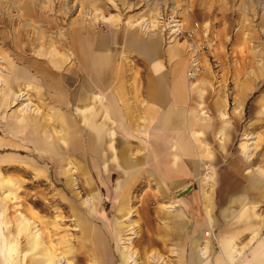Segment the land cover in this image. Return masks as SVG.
I'll list each match as a JSON object with an SVG mask.
<instances>
[{"label":"rangeland","instance_id":"obj_1","mask_svg":"<svg viewBox=\"0 0 264 264\" xmlns=\"http://www.w3.org/2000/svg\"><path fill=\"white\" fill-rule=\"evenodd\" d=\"M29 1L32 3L29 4ZM19 2L20 0H0V98L4 81L2 77L9 74L7 68H11L15 63L22 65L17 62L20 50L25 49L22 51L25 53L23 55L30 54L32 58L47 56L45 49H43L44 54L42 51L39 52L40 54L37 53L33 44L36 39L51 42L58 37L64 38L67 30L70 31L81 23L91 28L98 27L103 32L115 27L127 29L130 27L128 20L133 17H136L134 22L138 21L136 29L143 35L150 33L159 36L163 45L174 42L183 45L188 58L184 73L190 85H200L203 73H210L209 87L214 90L222 89L227 93L226 108L232 125L223 126L220 131L218 130L221 127L218 126L216 134L221 135L223 139L233 137L235 141L231 146L230 156L223 150L222 154L216 151V156L209 158L216 163V166L213 165L209 169L211 172L206 173V177L205 174L200 173L196 175L197 180L184 187L186 179L182 180L180 174L172 176L165 172L159 173L166 193L164 197L159 194L154 178L148 173H142L132 185L129 195L130 210L128 213H123L117 211L118 199L113 193L116 180L121 179L120 174L114 173L109 182L103 181V184H100L101 200L100 205L97 206L93 203L95 190L82 194L79 181L74 180L77 175L73 173L68 175L76 183L71 190L64 191L69 197L72 193L75 195L74 202L81 213L83 200L86 198L89 204L85 206L84 213H90L88 215L97 224L101 223L103 229L106 225L108 227L106 230L111 231L116 220H120L119 224L124 226L127 224L133 226L132 229L124 227L122 234L116 238L117 242L114 239L107 245L108 256L113 264H120L122 251L133 252V258L129 259L132 260L130 264H160L159 258L154 260L150 258L154 253L175 264L176 257L172 253L171 242L165 243L163 248L160 245H153L143 253V242L140 241L151 235L153 226L162 225L165 217L160 215L161 212L179 213L181 205L184 206L182 202L186 203L187 212L184 213V221L188 232H193L199 221L200 229L203 230L205 239L209 241L208 249L211 252L220 250V242L226 239L223 237L226 234H234V244L243 245L241 253L236 256L237 259L230 264H251L254 256L264 253V188L247 189V202L258 203L253 207L257 219L251 221V224L248 225L249 222L246 223L243 217L236 218L222 214L225 209H237L235 205L228 207V200L242 192L222 188L223 186L231 185L233 181L244 185L249 183L250 177H260L259 180H263L259 176V171L264 170L262 112L264 105L258 103L264 95L262 1L102 0L101 6L99 0ZM243 9L244 15H242ZM172 24L175 25L171 26ZM21 41L25 47H20ZM121 59L128 71L125 73L127 77L120 80L115 78L114 84L117 85L119 80V84L124 82V85L133 84L141 87L144 62L132 55L119 58ZM119 60L114 62V66L120 65ZM66 65L72 66L73 76L78 72L83 73L78 71L80 67L76 58L62 62L61 68L55 70L62 73V67ZM190 72L194 73L193 77L188 75ZM79 79L75 77L76 83L73 82L71 89H74ZM25 98L27 99L15 102L0 112V241H2L0 264H96L93 262V253L82 247L83 223L72 215L62 200L64 183L57 177L53 178L51 174L52 169L54 170L53 165L45 157L39 156L35 150L36 142L20 143L15 140L10 141L3 136L7 134L13 137L19 132L30 135L26 129L19 130V127L14 126L11 127L12 130L6 131L10 120L15 123L16 118L13 115L19 112L21 107L28 109L30 111L28 114L32 116L36 113L37 110L29 98ZM31 101L39 106L33 96ZM40 114L42 116V113ZM47 115L45 114L42 119L47 123L46 128H43V131L47 132L44 136L49 139L52 121ZM87 129L90 132L88 127ZM246 134L254 137L246 139ZM256 135H260L261 140L256 144L252 143L254 148L243 150L241 144L255 141ZM139 138L142 137L137 136L135 139L134 136H126L123 143L115 141L117 150H111L109 153L123 152L129 156H136L140 161L146 157L144 155L146 153H153V156L156 154L157 157H146L144 159L147 161L146 164L139 163L141 167L153 169L155 166L153 163L158 162V157L164 154V150L160 147L163 143H155L154 147H150L153 151L151 149L147 151L144 142ZM62 163L67 165L66 159L62 160ZM148 163L153 164L152 167L148 166ZM160 164L165 166L166 163L160 161ZM103 165L116 166V160L111 159V156L104 157ZM69 166L72 167L70 162ZM110 172H114L113 168H110ZM200 176L206 185V193L203 195L205 197H201L195 182L199 181ZM207 196L212 198V204H208ZM138 208L141 212L137 211ZM96 217L101 219L98 220ZM92 226L91 232L96 228L94 223ZM209 230L211 236L205 233ZM143 232L145 233L142 234ZM202 244L201 240L198 245ZM67 250L71 253L67 254ZM1 251H5V254Z\"/></svg>","mask_w":264,"mask_h":264},{"label":"crops","instance_id":"obj_2","mask_svg":"<svg viewBox=\"0 0 264 264\" xmlns=\"http://www.w3.org/2000/svg\"><path fill=\"white\" fill-rule=\"evenodd\" d=\"M99 1L101 6L102 0ZM260 1L264 5V0ZM22 2L24 0H20L19 3ZM31 3L29 1V4ZM244 14L243 9L242 15ZM261 18L264 20V14ZM135 19L136 17H133L128 20L130 27L127 29L115 27L103 32L98 27L91 28L81 23L72 30H67L64 38L58 37L51 42L36 39L33 44L37 53L42 51L44 54L43 49H45L47 56L32 58L30 54L23 55L22 51L25 49L20 50L17 62L22 65L15 63L11 68H7L9 74H3L0 98V112L15 102L27 99L25 97L29 98L37 110L32 116L28 114L30 111L22 108L21 105L22 109L20 108V111H16L17 113L13 115L16 118L15 123L10 120L11 124L10 122L8 126L6 124V131L12 130L11 127L14 126L19 127V130L26 129L30 135L19 132L13 137L7 134L3 136L10 141L15 140L20 143L36 142L35 150L39 156L45 157L53 165L54 170L52 169L51 172L53 178L57 177L64 183L62 192L72 189L76 182L68 175L76 174L74 180L79 181L82 194L95 190L93 203L97 206L100 205L101 200L100 184H103V181L109 182L114 173L120 174L121 179L116 180L113 193L118 199L117 211L123 213H128L130 210L129 195L132 185L142 173L152 176L159 194L166 197L159 173L165 172L172 176L180 174L182 180L186 179L184 181L186 187L190 182L197 180L196 175L203 173L206 177V173L211 172L209 169L213 165L216 166V163L209 158H214L216 151L222 154L225 150L230 156V149L235 141L233 137L223 139L221 135L216 134L218 126L221 127L218 130L220 131L223 126L232 125L226 108L227 93L222 89L214 90L209 87L210 73H203L200 85H190L184 73L188 58L183 45L177 42L163 45L159 36L150 33L143 35L136 29L138 21L134 22ZM19 44L21 48L25 47L22 41ZM129 55L145 64V69L141 73V87L133 84L124 85V82L119 84V80L127 77L125 73H128L122 59L119 58ZM74 58L79 62L78 71L83 73L78 72L73 76L72 66L67 65L62 67V73L55 70L61 68L62 62ZM118 60L120 65L114 66V62ZM132 75L135 77L134 74ZM76 76L80 81L75 84L74 89H71L70 86L73 85ZM115 78L119 79L117 85L114 84ZM31 96L40 107L31 101ZM263 101L264 95L258 103L264 105ZM26 106L28 107V104ZM262 112L264 115V109ZM45 114H48L52 121L51 124L48 122L52 129L49 139L45 138L47 132L43 131L47 125L42 119ZM126 136H134L135 139L141 136L142 138L139 139L144 142L147 151L150 149L153 151L150 147H154L155 143H163L160 147L164 150V154L158 157V162L153 163L155 164L153 169L139 166L140 162L146 164L147 161L144 159L152 157L153 153L144 154L146 157L141 161L136 156H129L123 152L109 153L111 150H117L115 141L123 143ZM249 137L254 136L246 134V139ZM255 138V141L242 143L243 150L254 148L252 143L256 144L260 141L261 136L256 135ZM108 156L116 160V166H102L104 157ZM154 156L157 157L156 154ZM64 159L67 165L62 163ZM160 161H165V166H162ZM69 162L72 167L69 166ZM148 164L150 167L153 165ZM114 167L117 169L115 170ZM110 168H113L114 172H110ZM259 173L263 180H259L260 177H250L249 183L244 185L233 181V184L222 187L242 191L238 196L228 200V207L235 205L237 209H225L222 211L223 215L243 217L246 223L249 222L248 225L257 219L253 207L258 203H248L246 194L249 188H264V170H260ZM195 182L202 197L206 193L204 179L200 176L199 181ZM65 191L62 200L72 215L83 223L82 247L93 253V262L96 264H113L108 256L107 245L114 239L117 242L116 238L122 234L124 227L132 229L133 226H130L131 224L124 226L119 224L120 220H116L111 231L106 230L108 228L106 225L103 229L100 222L97 224L88 215L90 213H84L85 206L89 204L88 199L83 200L81 213L75 205V195L72 193L69 197ZM206 198L208 204L213 203L212 198L208 196ZM182 203L184 206L181 205L179 213L168 211L160 213L165 217L162 225L153 226L151 235L140 241L143 242V253L153 245H160L163 248L165 243L171 242L172 253L176 257L175 264H230L237 259L236 256L241 253L243 245L234 244V234L224 235L226 239L220 242V250L213 253L208 249L209 241L205 239L199 221L195 230L188 232L184 221V213L187 212L186 203ZM137 211L141 212V209L138 208ZM96 219L101 218L96 217ZM93 223L96 228L91 232L90 227H93ZM205 233L212 235L210 230ZM92 234L94 235L91 236ZM188 238L195 239L188 241ZM201 240L203 244L198 245ZM188 243L190 244L186 247ZM67 251V254L71 253L70 250ZM1 253L5 254V251ZM120 258V264H130L132 260L129 259L133 258V252L122 251ZM150 258L153 260L159 258L160 264H171L165 260L166 258L155 253ZM251 264H264V253L254 256Z\"/></svg>","mask_w":264,"mask_h":264},{"label":"built area","instance_id":"obj_3","mask_svg":"<svg viewBox=\"0 0 264 264\" xmlns=\"http://www.w3.org/2000/svg\"><path fill=\"white\" fill-rule=\"evenodd\" d=\"M188 75H189L190 77H193L194 73L190 72Z\"/></svg>","mask_w":264,"mask_h":264},{"label":"bare ground","instance_id":"obj_4","mask_svg":"<svg viewBox=\"0 0 264 264\" xmlns=\"http://www.w3.org/2000/svg\"><path fill=\"white\" fill-rule=\"evenodd\" d=\"M173 25H175V24H172L171 26H173ZM194 64H195V63H194ZM194 64H193V65H194ZM21 109H22V108H21Z\"/></svg>","mask_w":264,"mask_h":264}]
</instances>
